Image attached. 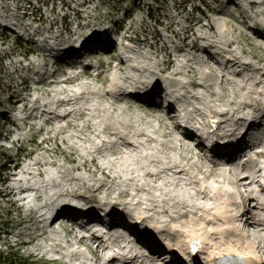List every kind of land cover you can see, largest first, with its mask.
Here are the masks:
<instances>
[{"label":"bare ground","instance_id":"bare-ground-1","mask_svg":"<svg viewBox=\"0 0 264 264\" xmlns=\"http://www.w3.org/2000/svg\"><path fill=\"white\" fill-rule=\"evenodd\" d=\"M210 22L215 31L220 34L221 30L215 24L214 19H211ZM94 33V29L90 30L89 34L76 37L70 45L84 39L83 44L86 45L83 47H86L96 38ZM86 37L88 38L86 39ZM201 39H203L201 36H196V41L193 42V45L191 44L193 50L199 49L196 47L199 46L198 42ZM217 41L227 43V40L223 39ZM216 51L221 52L217 49ZM222 55L220 54L218 57L221 58ZM74 56L76 55L68 52L65 57ZM180 57L181 52L168 51L161 59L157 57L151 59L147 55H142L143 62L136 63L132 67L109 64L108 73L111 83L105 86V90L93 87L88 81H77L79 77H74L77 85L69 92L62 88L61 82L47 85L49 89L52 87L57 89L52 99H49L51 103L58 99L55 103L59 104L57 113L60 115L55 117V121H64L66 124L59 128L53 126V121L47 120L46 124H50V128L47 130L42 127L38 128L37 136H40L41 140L37 146L48 145L49 151L58 154L61 159L46 160L40 154H31L28 163L22 165L19 172L11 174V177L15 178L10 180L13 181V185L8 186L13 197L26 194L23 198H17L16 201L22 202L23 212L31 214V220L40 225L34 240L43 246L38 245L34 250H30L29 255L45 258L51 262L52 258L46 257L50 251L48 248H51L54 249V253L64 251L73 255L75 257L73 264H87L86 255L95 253V250L90 247L98 246L101 236L94 234L79 240L67 238V235L65 238H60L61 229L57 231L48 229L59 214H62L59 217L69 214L79 215L74 212V208L69 206L86 203V194L89 195L91 201L96 200L102 193L106 198L115 194L116 198H111V202L116 203V199H119L128 211L117 213L116 216H112L113 219L117 220V217L126 219L127 215L134 216L138 225L142 227L141 230H138L142 234H138L148 241L155 240L151 233L144 231V228L150 226H154L158 234L167 235L172 231L168 224H175L181 220H187L188 224L198 222L200 225H213L200 213L212 210L220 199H233L232 194L242 198L243 194L239 191L240 184L248 187L244 193L252 196L255 201L261 193H263L264 200L263 189L254 180L258 178L264 168L257 165L251 171L252 180L248 177L238 178V169L236 171L229 164L217 162V159L221 158L217 152H214L209 158L206 157L203 148L180 131L178 123L173 120L169 112L162 114L159 109L144 106L142 103L126 101L121 96L120 89L123 82L129 84V81H134L137 77L141 80L146 73H150L159 65L166 63L170 64L175 71H179V74L192 79L191 82H186L191 87L192 97H188L185 105L189 106L192 102L198 109L197 114L207 118H216L219 121L216 124L217 130L224 124L230 128L226 134L219 136L220 139H231L239 132L244 121L264 115L263 67L252 68L247 60H240L237 56H232V52H228L229 60L224 64L218 63L216 59H199L195 61L194 67L182 66L183 61L180 60ZM34 59L26 68L31 66V71L36 74L38 71L36 67L42 60L46 61V58ZM64 61V58H61L57 63L61 65ZM227 62L234 66L227 67ZM237 66L242 69L240 70L239 67L236 69ZM250 72H253V75L246 76ZM44 75L45 72H41V76ZM40 82L35 84L39 85ZM194 83L197 84L193 85ZM142 86L146 87L144 83ZM247 86L253 87V89L250 90ZM182 91L189 92L187 87ZM82 100L91 101L87 103L88 108L82 105L72 106ZM36 101H38L37 97L33 100L32 107ZM68 103H72V105H68ZM64 105L68 108L65 109ZM32 107L29 110L35 112L36 108ZM252 108L256 109V115H253ZM87 111L89 114H86ZM53 114L54 112L48 116ZM72 115L76 118H73ZM228 116L236 118L228 120ZM70 117H72L71 120ZM74 121H78V123L74 124ZM70 130L75 134L70 133ZM227 142L230 143V140ZM66 163L72 166L65 168ZM174 169L178 170L173 172ZM171 174L190 177L188 180L184 179L183 181L186 182L182 184L180 180L169 178L168 176ZM29 182L41 184L40 186H28ZM252 185L257 188H249ZM102 201L101 199L100 202ZM258 209H255L254 212L258 213ZM240 210L242 207L235 211L238 213ZM48 211H56V213L53 217H43L42 214L40 221L34 219L37 213ZM262 218L263 216L257 219ZM144 224L148 225L144 226ZM239 227L240 225L235 226L231 232V234L237 235V245L240 240H242L241 245L250 243L257 253L258 246L261 245V251L264 254V228L257 233L248 230L244 235ZM198 238L201 241V237L197 236ZM108 240L109 242L114 241L112 238ZM217 240L215 238L214 242ZM90 242H92L91 245ZM119 242H121L120 239ZM171 243L169 242V245ZM214 244H210V247L213 246V248L209 249L208 257L201 255V244L197 247L199 259L204 264H207V260L212 259L213 261L214 255L236 251V249L228 248L219 249ZM169 245H166L167 248ZM189 245L191 249H189ZM81 246L86 247V250ZM184 246V248L182 247L184 253L180 251V258L190 262L191 256L188 254L194 253L191 240L184 243ZM79 247L84 252L80 251ZM111 247L103 246L102 250L110 253ZM193 260L195 261V259Z\"/></svg>","mask_w":264,"mask_h":264},{"label":"rangeland","instance_id":"rangeland-1","mask_svg":"<svg viewBox=\"0 0 264 264\" xmlns=\"http://www.w3.org/2000/svg\"><path fill=\"white\" fill-rule=\"evenodd\" d=\"M134 1L0 0V20L7 25V27L0 26V120L5 119L8 111L15 110V107H12L11 104L15 99L19 102L22 98L36 96L38 98V101L35 102L36 105L41 103L52 104L51 110L59 112V109H57L59 104L55 103L58 99H55L53 103L49 101L51 99L49 94H53L55 88L49 89L44 83V80L53 79L54 69L49 65L51 62L57 63L59 59L49 58L47 54L34 51L32 47L24 45L10 28L17 27L23 31L27 28L34 34L39 35L41 40L44 37H52L51 41L55 48L63 45L65 49H76L79 41L72 46L70 45L76 37L87 35L93 29L95 32H100L99 34L104 30L107 32L112 31L114 27L107 24V22L113 21L116 22L115 26L118 25L123 31L125 38L130 37L135 41L131 45L135 47L134 59L137 62H143L142 55H147L151 59H155V57L161 59L168 51H178L181 52L180 60L183 61L181 65L184 67L187 65L194 67L195 61L199 59H216L218 63L224 64V62H221L220 57L201 52L198 49L199 46L196 47L198 50L192 49L196 36H201L203 39L198 42V45L205 46L213 43L217 50L226 52L229 49L227 51L232 52V56H237L240 60H247L248 55L252 56L259 60V62L251 61L253 66L264 68V41L246 31L243 26L245 21L251 20L255 24H260L259 27L264 29V0H251L256 4L250 2V0H240L241 7L247 8L248 5L250 13H244L245 18L240 16L239 21H235L233 14L225 12L221 7V3L225 0H139L137 3H133ZM196 8L199 9L198 12L195 10ZM127 15L129 18L124 17ZM211 19H214L215 24L221 30L220 34L211 25ZM15 39H18L21 44L17 42V45H15ZM218 39L227 40V43L217 41ZM204 49L207 50L205 47ZM34 58H46L43 64L36 67L41 72H45L44 76L33 74L31 66L26 68L29 63L35 60ZM106 61L104 59L102 63ZM164 64L159 65L150 73H146L142 81L155 80L161 78L163 74L172 75L174 69L168 64L165 70ZM121 65L128 67L125 63ZM226 66L230 67L231 65ZM59 75L61 74H55V76ZM252 75L253 72L246 74V76ZM175 77L179 83L190 90L191 87L186 82H191V78H187L182 74ZM97 79L100 83H103V81H107L108 77L107 74H102ZM97 79L90 76L88 82H91L93 86L94 81ZM262 80L264 81V78ZM35 81L41 82L37 85ZM129 82V84L123 82V86L140 85L139 81L131 80ZM72 85L73 87L76 86L75 83ZM101 85V89L105 90L106 87L103 84ZM64 86L67 85L64 84ZM248 88L253 89V87ZM40 97L41 100H39ZM123 99L141 104L132 98L123 97ZM78 103L87 104L85 100ZM252 112H254L253 115H256V109L252 108ZM72 117L76 118L73 115ZM75 123H78V121H74ZM0 124H2V121ZM65 124L64 121L56 122L53 126L62 128ZM37 128L38 126L35 128L30 126L28 134L24 136L18 134L19 142L10 143L9 132H13L12 128L0 125V152L11 160L18 155L16 151H19V146L23 152L15 161L19 163L14 165L16 166L15 170L12 164H0V251L7 254L8 249H12V252L17 253L16 258L20 260L18 264H73L75 259L73 255L71 256L70 253L64 251L54 253V249L48 248V246H45L50 250L46 257L52 258L53 261L51 262H48L45 258L41 259L29 255L30 250H34L38 245L43 246V244L34 240L40 225L31 220V214L23 212V203L17 202L18 195L13 197L8 188V186L13 185V181L10 180L15 178L11 177V174L19 172L22 164L28 163L31 154H40L46 160L51 158L61 159L58 154L49 151L50 147L48 145L37 146V143L41 140L40 136H37L39 130ZM49 128L50 124L48 127H43L45 130ZM70 133L75 134L71 130ZM71 166V164L66 163L64 167L70 168ZM172 176L171 174L168 177L171 178ZM31 183L29 182L28 185ZM232 196L233 199H220L212 210L200 213L213 225H200L198 222L188 224L187 220H181L175 224L169 223L168 227L172 228V231L165 236L180 250L185 247V239L189 240V237L193 234L200 236V253L203 257H208L209 249L213 248V246L210 247V244L214 243L216 248L219 249L249 251L250 246L248 243L241 245L242 240H240L239 245H237V235L231 234L235 224L228 217L229 213L237 208L238 198L235 194H232ZM42 214L47 217L51 212L37 213L35 215L37 217L34 216V219L41 220L39 218ZM48 229L49 231H55L52 225ZM60 232V238H65V229H61ZM215 238L218 239L216 242H214ZM79 250L84 252L81 247H79Z\"/></svg>","mask_w":264,"mask_h":264},{"label":"trees","instance_id":"trees-1","mask_svg":"<svg viewBox=\"0 0 264 264\" xmlns=\"http://www.w3.org/2000/svg\"><path fill=\"white\" fill-rule=\"evenodd\" d=\"M139 0H135L133 3H137ZM196 11H199L198 8L195 9ZM15 45H17L15 41ZM1 139V136H0ZM8 162V159L5 158V156L0 152V164ZM8 253L5 254V252L0 251V264H18L19 259H17V253L12 252V249H8Z\"/></svg>","mask_w":264,"mask_h":264}]
</instances>
